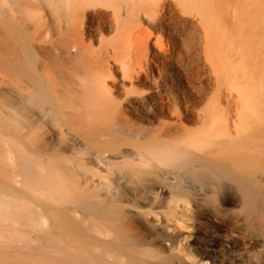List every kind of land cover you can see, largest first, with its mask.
Listing matches in <instances>:
<instances>
[{
	"label": "bare ground",
	"instance_id": "6f19581e",
	"mask_svg": "<svg viewBox=\"0 0 264 264\" xmlns=\"http://www.w3.org/2000/svg\"><path fill=\"white\" fill-rule=\"evenodd\" d=\"M98 4L116 35L95 47ZM143 19L142 0H0V264H264L242 245L264 219V0L241 52L211 49L236 93L203 107Z\"/></svg>",
	"mask_w": 264,
	"mask_h": 264
},
{
	"label": "rangeland",
	"instance_id": "374dc122",
	"mask_svg": "<svg viewBox=\"0 0 264 264\" xmlns=\"http://www.w3.org/2000/svg\"><path fill=\"white\" fill-rule=\"evenodd\" d=\"M252 2L253 0H142L143 6L155 10L157 16L156 23L152 25L147 23L145 19H143V22L149 26L153 37H161L170 54V61L162 56L163 63L167 66H177L180 72L185 73L184 78L188 77L189 83L184 82L187 86L184 85L183 87V82L178 84L170 71L159 60V62L157 61L159 66L165 69L166 74L164 76H166V79H172L178 84L175 91L181 97L182 94H186V97L198 100L196 103L199 107H203L207 104L209 97L218 93L219 88L222 91L225 90L226 83L236 93L235 84L237 80L234 78V72L232 69L215 70L210 60V53L213 51L211 49L215 44L220 45L221 52L218 55L222 57H226L229 51L239 53L243 50L248 31H245L239 22V12L242 5L249 3L251 6ZM91 10H101L109 14V16L105 14L104 25L107 28H103L102 31L93 30V32L95 31L93 33V43L96 47L99 45L101 38L110 39L116 35L112 14L113 7L110 4L108 6L98 4ZM239 63V60L235 61L234 65L236 66ZM154 71L157 75L156 69ZM116 73L114 70V75H116V78L118 77L119 81L120 75ZM112 82L113 79H109V83L112 84ZM146 87L142 86L141 89ZM195 90H198V92L196 93ZM223 92L225 93V91ZM230 207L238 210L240 206L235 207L233 205ZM242 222L240 221L238 224L243 227L241 228L245 232L248 225H242ZM255 228L254 235L258 242L251 240L253 244L246 242L242 245L248 247L251 253H259V257L264 261V219H261L259 225ZM4 252L8 255V259H12L11 263L22 264L20 259L14 257L13 252L8 250ZM24 263L27 264L25 261Z\"/></svg>",
	"mask_w": 264,
	"mask_h": 264
}]
</instances>
